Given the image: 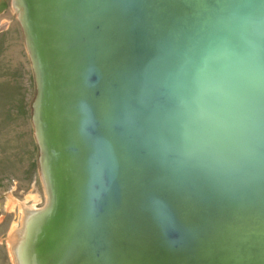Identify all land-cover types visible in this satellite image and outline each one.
<instances>
[{
	"label": "water",
	"instance_id": "obj_1",
	"mask_svg": "<svg viewBox=\"0 0 264 264\" xmlns=\"http://www.w3.org/2000/svg\"><path fill=\"white\" fill-rule=\"evenodd\" d=\"M24 7L52 187L35 263L264 264V0Z\"/></svg>",
	"mask_w": 264,
	"mask_h": 264
},
{
	"label": "rangeland",
	"instance_id": "obj_2",
	"mask_svg": "<svg viewBox=\"0 0 264 264\" xmlns=\"http://www.w3.org/2000/svg\"><path fill=\"white\" fill-rule=\"evenodd\" d=\"M13 0H0V264H15L12 231L46 205L33 104L37 83Z\"/></svg>",
	"mask_w": 264,
	"mask_h": 264
},
{
	"label": "bare ground",
	"instance_id": "obj_3",
	"mask_svg": "<svg viewBox=\"0 0 264 264\" xmlns=\"http://www.w3.org/2000/svg\"><path fill=\"white\" fill-rule=\"evenodd\" d=\"M24 1L25 0H13V6L15 10H17L18 17L20 23L22 24L23 30H25L24 33L26 35V45L29 54L32 57L33 49L31 48L32 47L34 48V45L32 44L31 47V42L28 35ZM56 105L59 106L58 101L55 102V106L52 110L50 109V107L49 108L44 107L43 109L44 128L41 129L42 136L40 138L42 140V145L44 144L46 147L51 146L53 141L49 121L50 120L53 121L54 119L55 123H58L64 120V117L62 115L65 114L62 113L61 111L59 112L56 108ZM41 177L46 190L45 207L42 210L36 212L35 214L31 212L29 213L26 212L22 217L21 226L15 232L12 231V235L10 236L9 239L10 245L12 246L11 251L14 256L13 258L15 264H36L35 258L39 255L40 256L39 260H40L42 255L44 254L42 243L39 237L41 236V232L43 234L44 232L43 229L45 227L46 221L48 220L45 214L47 213V209H49L52 202V198H51L52 187L48 179L46 178L47 177L46 174H44L43 171L41 172Z\"/></svg>",
	"mask_w": 264,
	"mask_h": 264
}]
</instances>
